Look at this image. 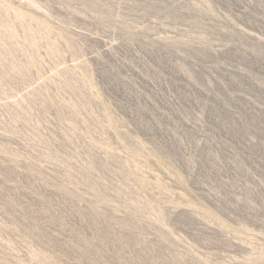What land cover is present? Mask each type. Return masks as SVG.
<instances>
[{"label":"rangeland","instance_id":"1","mask_svg":"<svg viewBox=\"0 0 264 264\" xmlns=\"http://www.w3.org/2000/svg\"><path fill=\"white\" fill-rule=\"evenodd\" d=\"M0 264H264V0H0Z\"/></svg>","mask_w":264,"mask_h":264}]
</instances>
